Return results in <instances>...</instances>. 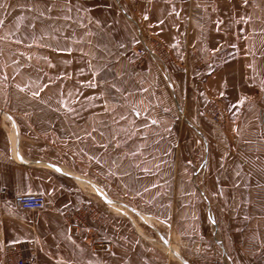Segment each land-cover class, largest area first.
<instances>
[{
	"label": "crops",
	"instance_id": "obj_1",
	"mask_svg": "<svg viewBox=\"0 0 264 264\" xmlns=\"http://www.w3.org/2000/svg\"><path fill=\"white\" fill-rule=\"evenodd\" d=\"M34 2L54 3L69 16L63 31L70 39L64 47L56 42L50 52L57 67L66 62L70 77L87 87L69 114L76 143L84 141L82 133H125L128 107L161 109L168 92L183 89L184 78L192 81L195 93L188 103L197 106L199 123L189 125L204 144L199 165L204 178L199 189L183 193L182 226L174 211L172 221L168 217L175 237L183 238L189 253L197 250L200 260L264 264V0ZM152 37L168 52L161 69L146 58L135 65V48ZM188 51L199 61L200 73L193 78L181 71L182 64L192 65L185 63ZM155 85V97L143 93L144 86ZM209 99L219 122L210 123L203 112ZM104 136L93 139V147H105ZM121 139L125 143L119 136V147ZM16 144L0 124V188L5 190L0 193V264H7L9 244L32 252L33 264H183L161 251L142 226L128 223L125 188L100 187L72 167L18 156ZM17 193H43L46 204L37 211L22 209L13 201Z\"/></svg>",
	"mask_w": 264,
	"mask_h": 264
},
{
	"label": "rangeland",
	"instance_id": "obj_2",
	"mask_svg": "<svg viewBox=\"0 0 264 264\" xmlns=\"http://www.w3.org/2000/svg\"><path fill=\"white\" fill-rule=\"evenodd\" d=\"M56 7L54 3L40 6L34 0H0V124L8 128L13 146L17 142L16 150L26 159L66 165L93 177L98 185L125 188L129 224L135 222L142 226L146 233L153 235L161 251L183 264L179 257L188 264H214L212 260H200L197 250L189 253L190 250L184 249L183 238L175 237L171 224L174 211L176 224L182 226V205L186 199L183 193L199 189L204 178L199 170L205 154L204 144L189 125L199 123L197 106L193 108L188 103L194 98L196 86L184 78L183 89L176 86L174 91L168 92L169 100L166 99L161 108L165 116L156 115L161 111L159 106L148 110L146 105L138 104L137 108L132 104L127 108L125 133H82L78 135L84 141L76 143L73 139L77 137L76 127L69 114L77 104L76 98L88 92L86 85H78L70 77L71 69L65 68L66 62L59 61L62 67H57L55 55L50 52L56 42L64 47L65 41L70 39L63 31L69 16H62L63 11H56ZM151 41L159 42L166 53L159 57H141L134 52L135 65L146 58L154 68L161 69L167 49L158 38H150L148 44ZM40 48L47 53L40 52ZM193 54L188 51L184 57L185 63L192 65L183 67L182 64L181 67V71L190 72L192 78L200 73L199 61ZM73 71L75 75L84 73ZM208 71L210 66L207 65ZM154 87L157 88L156 85L150 89L144 86L143 93H152L155 97ZM204 111L210 123L220 121L214 118L218 108L213 100H208ZM4 114L9 115L16 126ZM112 124V128H119L117 122ZM103 135L108 142L102 144L105 147H99L100 143L93 147L92 140ZM119 136L125 139V143L121 139L120 147ZM172 249L176 250L175 254Z\"/></svg>",
	"mask_w": 264,
	"mask_h": 264
},
{
	"label": "built area",
	"instance_id": "obj_3",
	"mask_svg": "<svg viewBox=\"0 0 264 264\" xmlns=\"http://www.w3.org/2000/svg\"><path fill=\"white\" fill-rule=\"evenodd\" d=\"M135 54L138 56L159 57L166 53L165 48L157 41H151L149 44H142L135 48ZM214 118L220 119L219 113H215ZM5 190L0 188V193ZM13 201L22 209L29 211H37L42 209L46 204V198L43 193H17L13 196ZM109 246L107 245V248ZM4 251L8 253L7 264H33L34 257L32 252H25L14 244H9L4 247Z\"/></svg>",
	"mask_w": 264,
	"mask_h": 264
},
{
	"label": "water",
	"instance_id": "obj_4",
	"mask_svg": "<svg viewBox=\"0 0 264 264\" xmlns=\"http://www.w3.org/2000/svg\"><path fill=\"white\" fill-rule=\"evenodd\" d=\"M7 117L10 119V121L12 122V124H13V126H16V124H15V122H14V120L9 116V115H7ZM16 146H17V144H16ZM18 156H20V154L18 155ZM130 210H132L133 212H135V213H137L138 215H139V213L136 211V210H134V208H130V207H128ZM185 264H188L185 260H183L181 257H179Z\"/></svg>",
	"mask_w": 264,
	"mask_h": 264
}]
</instances>
